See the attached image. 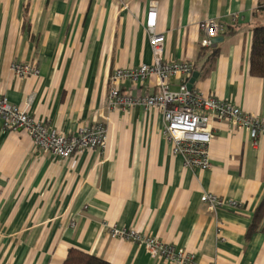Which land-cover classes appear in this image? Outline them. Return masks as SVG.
Returning a JSON list of instances; mask_svg holds the SVG:
<instances>
[{
  "label": "crops",
  "instance_id": "crops-1",
  "mask_svg": "<svg viewBox=\"0 0 264 264\" xmlns=\"http://www.w3.org/2000/svg\"><path fill=\"white\" fill-rule=\"evenodd\" d=\"M153 2L166 60L193 63L195 90L264 120V79L250 74L264 0H0V97L31 100L30 114L65 135L94 124L108 131L107 150L61 160L0 121V264H63L72 248L111 264H168L112 237L113 228L173 244L196 264H264V213L253 227L264 202V136L213 122L211 167L191 170L165 140L159 110L109 106L116 70L153 62L145 25ZM207 19L226 30L202 51ZM14 63L35 64L40 76L20 79ZM180 84L170 80L172 90ZM117 89L158 92L153 77ZM204 194L240 207L212 210Z\"/></svg>",
  "mask_w": 264,
  "mask_h": 264
},
{
  "label": "built area",
  "instance_id": "built-area-1",
  "mask_svg": "<svg viewBox=\"0 0 264 264\" xmlns=\"http://www.w3.org/2000/svg\"><path fill=\"white\" fill-rule=\"evenodd\" d=\"M157 15L158 6L153 2L145 24L153 52L152 64L116 70L111 78L109 106L122 110L136 106L159 110L165 122L163 136L171 144L173 154L180 156L188 169L208 170L211 167L210 146L215 139L213 122L229 121L235 127L248 131L251 139L255 141L264 136V120L229 101L205 96L195 89L190 90L188 83L195 72L194 64L166 60V34L157 32ZM199 28L204 33L201 41L203 48H212L214 40L226 30L223 24L214 19L201 22ZM11 69L20 79L40 76L35 64L14 63ZM152 77L156 79L158 87V92L154 95L133 98L131 95H122L117 89L120 81L143 83ZM176 77L181 78V84L178 90H172L170 80ZM31 102L29 100L24 106H19L12 104L6 97H0V121L3 122L4 129L25 131L38 149L50 152L61 160L69 159L82 150H107L108 131L102 124L86 125L75 135H65L57 128L36 120L30 114ZM201 200L212 210L240 207L238 202L224 200L214 194H204ZM111 235L140 244L152 258L162 259L168 264H196L195 255L157 238L117 228H113Z\"/></svg>",
  "mask_w": 264,
  "mask_h": 264
},
{
  "label": "trees",
  "instance_id": "trees-1",
  "mask_svg": "<svg viewBox=\"0 0 264 264\" xmlns=\"http://www.w3.org/2000/svg\"><path fill=\"white\" fill-rule=\"evenodd\" d=\"M206 50L202 48V51ZM217 49L211 54L212 59L218 56ZM196 65L194 68L196 70ZM250 74L253 77L264 79V26L253 30L252 45L250 51ZM264 213V202L259 207L254 220L255 227ZM63 264H111L79 249H70Z\"/></svg>",
  "mask_w": 264,
  "mask_h": 264
},
{
  "label": "water",
  "instance_id": "water-1",
  "mask_svg": "<svg viewBox=\"0 0 264 264\" xmlns=\"http://www.w3.org/2000/svg\"><path fill=\"white\" fill-rule=\"evenodd\" d=\"M219 41L220 40H218V39L214 40L215 45L213 47H215L218 44ZM198 78H199V73L198 72H194L193 75H192V78L190 79V81L188 83V88L190 90L194 89V85H195V83H196Z\"/></svg>",
  "mask_w": 264,
  "mask_h": 264
}]
</instances>
